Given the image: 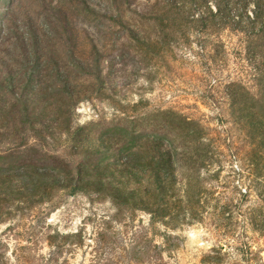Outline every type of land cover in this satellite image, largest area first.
<instances>
[{"label":"rangeland","instance_id":"1","mask_svg":"<svg viewBox=\"0 0 264 264\" xmlns=\"http://www.w3.org/2000/svg\"><path fill=\"white\" fill-rule=\"evenodd\" d=\"M188 2L0 0V264H264V47Z\"/></svg>","mask_w":264,"mask_h":264},{"label":"trees","instance_id":"2","mask_svg":"<svg viewBox=\"0 0 264 264\" xmlns=\"http://www.w3.org/2000/svg\"><path fill=\"white\" fill-rule=\"evenodd\" d=\"M208 0H189V8L192 12H188V16L193 17V13L198 7L205 6L207 4ZM215 4V9L212 11L210 8L209 13L214 18L220 21L233 19L232 17V11L237 10L239 12L238 14L234 16V18H237V20L240 21V19L243 18V15L246 17L247 20H250L252 23V27L250 29H243L242 33L247 37V47L248 48H254L255 46L264 47V0H213ZM249 5L253 6V12L250 15L247 14L246 9ZM204 17H201V20H203ZM256 23H258V26L255 27ZM220 25V24H218ZM252 101L259 105L261 100H256L255 98L252 99ZM264 112V111H263ZM249 117L251 118V121L254 120H263L264 119V113H261L259 111H256L255 109H250L249 111ZM260 126L258 129L260 130L262 127L264 128V123L259 122ZM134 133H129V137H132L128 143L134 142L135 137H133ZM148 144L157 145V142L155 141H147ZM154 143V144H153ZM133 147L129 148V151H131ZM157 157L158 161L161 162L163 165L168 164L173 160V157L171 155V152L168 150L163 149V147L157 145ZM129 158H135L136 157V151L132 152L129 156ZM82 172V171H81ZM81 172H78L77 174H81Z\"/></svg>","mask_w":264,"mask_h":264}]
</instances>
